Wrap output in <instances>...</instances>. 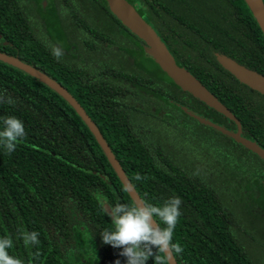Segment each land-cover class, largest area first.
I'll list each match as a JSON object with an SVG mask.
<instances>
[{
	"label": "trees",
	"instance_id": "trees-1",
	"mask_svg": "<svg viewBox=\"0 0 264 264\" xmlns=\"http://www.w3.org/2000/svg\"><path fill=\"white\" fill-rule=\"evenodd\" d=\"M127 1L175 63L264 148V95L214 56L264 75V36L244 1ZM0 53L42 72L76 100L140 200L181 198L176 264H264V161L186 113L227 125L144 56L142 41L104 0H0ZM0 95V118L15 116L26 133L10 154L0 148V237L12 236L9 254L24 264H126L122 249L102 242L111 219L93 193L113 206L132 200L82 119L56 91L2 61ZM137 173L144 179L135 180ZM18 229L38 232L39 244L26 247Z\"/></svg>",
	"mask_w": 264,
	"mask_h": 264
},
{
	"label": "water",
	"instance_id": "water-1",
	"mask_svg": "<svg viewBox=\"0 0 264 264\" xmlns=\"http://www.w3.org/2000/svg\"><path fill=\"white\" fill-rule=\"evenodd\" d=\"M109 11L118 19V21L135 37L142 41V51L145 57L152 59L159 68L170 77V79L183 91H187L197 100L204 103L206 106L214 109L227 119L235 123V129L231 130L224 127L222 124L213 122L206 117H201L191 111L187 113L195 120L211 127L215 131L229 137L236 143L242 145L252 152L259 159L264 161V148L256 141L246 138L241 135L240 123L237 118L231 113L223 103L217 99L203 84H201L191 73L183 66H178L172 54L168 51L166 45L161 41L154 29L148 25L144 19L136 12L134 7L127 0H104ZM256 21L259 29L264 36V5L261 0H243ZM216 61L219 65L228 71L237 81L243 83L252 90L264 95V75L249 69L232 58L221 54L214 53ZM0 61L15 66L27 74L35 77L43 82L51 89L56 91L79 115L87 129L92 133L106 159L123 185L124 189L130 182L125 176L119 163L113 156L101 134L90 120L88 115L76 102V100L57 82L32 66L20 61L19 59L0 53ZM131 185V184H130ZM132 201H141L134 188L129 187L126 190ZM164 254V253H163ZM168 264H176L171 253L164 254Z\"/></svg>",
	"mask_w": 264,
	"mask_h": 264
},
{
	"label": "clouds",
	"instance_id": "clouds-1",
	"mask_svg": "<svg viewBox=\"0 0 264 264\" xmlns=\"http://www.w3.org/2000/svg\"><path fill=\"white\" fill-rule=\"evenodd\" d=\"M54 55L57 58L62 55L59 48L54 49ZM0 102H4L2 95ZM6 102L10 105L14 104L11 98ZM25 135L21 120L15 116L0 118V148L7 153L13 152ZM134 179L139 181L144 177L137 173ZM129 187L130 184L126 185L125 190ZM93 196L103 213L111 219V227L105 228L100 233L102 242L113 248L122 249L119 255L126 258V264H146L149 257H153L154 264H163L162 258L157 253L167 255L173 251L182 252L179 243H173L174 229L181 216L180 197H169L157 204L141 200L129 203L117 202L113 206L101 192L97 191ZM18 233L26 247L39 244L38 232L18 229ZM12 248L11 235L0 237V264H24L22 259L9 254V249ZM34 256H39V253H35ZM114 264H120V261L116 260Z\"/></svg>",
	"mask_w": 264,
	"mask_h": 264
},
{
	"label": "flooded vegetation",
	"instance_id": "flooded-vegetation-1",
	"mask_svg": "<svg viewBox=\"0 0 264 264\" xmlns=\"http://www.w3.org/2000/svg\"><path fill=\"white\" fill-rule=\"evenodd\" d=\"M224 105V104H223ZM225 106V105H224ZM208 107V106H207ZM187 111H190V110H186V113H187ZM191 112H193V111H191ZM231 112V111H230ZM193 113H195V112H193ZM219 113V112H218ZM232 113V112H231ZM188 114V113H187ZM195 114H197V115H199V116H201L200 114H198V113H195ZM220 114V113H219ZM189 115V114H188ZM220 115H222V114H220ZM224 118H225V120H226V124L227 125H224L223 123H219V124H222L224 127H226V128H228V129H231V130H234L235 129V123L233 122V121H231V120H229V119H227L224 115H222ZM201 117H203V116H201ZM210 120V119H209ZM212 121V120H211ZM213 122H216V121H213ZM217 123V122H216ZM240 129H241V135L242 136H244V137H246L244 134H243V130H242V128H241V125H240ZM223 135V134H222ZM225 136V135H224ZM227 137V136H226ZM229 138V137H228ZM246 138H248V137H246ZM232 140V139H231ZM232 141H234V140H232ZM235 142V141H234Z\"/></svg>",
	"mask_w": 264,
	"mask_h": 264
}]
</instances>
